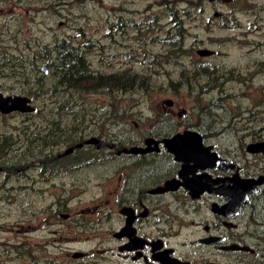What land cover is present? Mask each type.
Here are the masks:
<instances>
[{"label":"flooded vegetation","instance_id":"af4514ba","mask_svg":"<svg viewBox=\"0 0 264 264\" xmlns=\"http://www.w3.org/2000/svg\"><path fill=\"white\" fill-rule=\"evenodd\" d=\"M184 14L185 88L196 90L198 102L209 98L206 105L193 103L190 111L175 114L174 102L169 100L171 104L166 105L162 101L155 114L165 119H155L148 131L133 123L141 130L134 141L124 136V110L102 111L96 119L91 111H41L43 135L56 132L62 144L42 146L40 158L33 156L18 169L13 165V173L43 184L59 182L63 199L78 193L74 183L80 178L91 181L92 176L103 183V202L80 210L73 224L82 233L92 229V237L99 231L106 233V264H264L260 212L264 208V152L245 150L248 144L264 143V136L249 135L248 117L238 121L247 136L224 144L222 136L229 127L216 130L207 123L210 116L217 115L219 102L244 99L254 85L259 87L253 92L261 94L258 101L264 104V0H189ZM229 44L235 48L233 54L226 50ZM230 56L232 62L227 66ZM232 83L241 90L225 92ZM12 114L20 113L0 116ZM182 115L185 120L174 125H179L175 119ZM51 124L57 125L54 131ZM186 131L200 137L205 165L199 160L201 153L193 150L182 155L183 162L175 160L162 142ZM147 139L151 140L148 145ZM131 148L147 151L122 152ZM46 151L51 158H43ZM214 161L224 164L214 165ZM259 178L255 192H247L250 185L243 181ZM62 211L55 209L52 215L70 220V214ZM181 231L189 232L190 238H183ZM85 257L83 253L81 259Z\"/></svg>","mask_w":264,"mask_h":264},{"label":"rangeland","instance_id":"374dc122","mask_svg":"<svg viewBox=\"0 0 264 264\" xmlns=\"http://www.w3.org/2000/svg\"><path fill=\"white\" fill-rule=\"evenodd\" d=\"M20 1L17 3L18 0H0V47L10 50L9 52H12L13 55H26L27 46L30 48L39 42L50 44L55 38L63 39V37L70 36L79 41L78 36L81 35L76 33L75 29L80 28L84 40L87 39L102 46L101 52L95 50L89 56V60L95 66L97 65L100 71L108 74L111 70L115 71L131 66L134 72L147 74L152 70L149 69L152 67L150 63L157 62L152 56L163 51L164 48L159 43L146 41L144 48L147 51L146 62L149 63L137 65L133 59L127 60V56L123 57L128 53L125 51L127 47L142 48L134 41L135 33L127 30L121 37L114 30L113 23L117 18L125 25L126 22L138 23L144 16L155 14L161 17L157 25L159 32L156 34L162 35L172 25L156 4L172 2L180 16L183 26L181 29L184 33L185 16L183 14L185 3L189 0H27L31 2L30 4L26 0ZM45 3L52 7L49 8ZM43 8L46 9L40 11ZM223 10L228 11V8L225 7ZM242 18L247 20L245 15ZM108 25H112L111 41L106 38ZM125 29L126 27L123 30ZM225 34L230 33H223V35ZM24 41H27V46L24 45ZM226 50L233 54L235 48L229 44ZM138 52L140 53V50ZM186 61L182 56L175 62L155 66L153 70L156 72H151L148 80L150 84L144 90L132 92L120 98L119 110H124L127 116L125 137L134 141L141 136V130L135 129L133 123L148 131L150 123L155 119L158 122L164 120L165 117L158 118L155 114L161 109L162 101L171 100L174 102V105L177 106L174 109L175 114L178 110L190 111L193 103L204 106L209 102L210 99L207 97H202L201 103L195 100L196 90L194 89L187 91V88L179 87L176 91L174 90L175 92L167 90V84H174L178 80L179 71L186 70ZM231 62L230 56L225 64L228 66V63ZM6 71L7 69H4L5 73L3 74L8 75L9 73ZM0 82L6 81L0 79ZM11 82H6L5 87L0 89V93L4 96L18 95L16 92L8 90L12 85ZM258 87L254 85L253 88L257 89ZM226 88L225 92L241 90V86L236 83H232ZM253 88L248 89V95L244 99L240 98L238 101L229 99L219 102L220 109L217 111V115L207 119L209 126H216V130L221 127H229L222 136V143L236 142V138L244 134L243 131H240L242 122L251 116L254 120L253 123H248V132H259L261 136H264V104L258 101V96L261 94L254 93ZM189 93H191V97H188ZM45 102L48 103L47 100ZM76 103L80 104L77 110L91 111L96 119L99 113L104 112L103 108L108 101L99 96H90L84 97ZM33 105L35 106V104ZM205 110L214 111L209 108ZM35 113L0 116V141L8 144L6 153L9 152L6 157L0 158V261L4 260V264H32L31 259L27 257V252L30 250L32 256L38 261L37 264H47V262L50 264H89V262L90 264H106L103 260L104 253L108 249L104 242L106 233L99 231L97 236L92 237L95 234L92 229L82 233L81 228L73 224V219L80 210L89 208L95 202H103V183L94 180L91 175V181L86 177L80 178L79 183H74L75 191L78 193L74 192L71 197H69L70 193H67L66 196L70 199H63L59 182L43 184L37 180L29 181L19 178V175L14 173L10 174L9 169L8 171L3 169L2 163L6 158H8L7 162L9 161L13 165L16 157L23 155L20 150H23L22 147L28 144L25 139L32 136L36 130L34 125L40 122L38 118H34ZM255 114L257 115L255 116ZM150 116L154 118H149ZM182 116L181 119H175L179 125L177 123L174 125L180 126L181 121L185 120L184 115ZM260 118L262 120H259ZM221 120L222 124H219ZM236 130L238 132L235 133ZM112 133L116 134V129H113ZM234 144L233 148H235ZM16 145H21V147H16ZM14 155L15 157L12 158ZM62 204H66L67 207L62 208L60 206ZM55 209H58L59 212L63 209L61 213H69L71 219L65 221L59 216L52 217ZM260 212L261 217L264 218V208ZM87 218L88 216L85 219ZM181 235L183 238L184 236L190 238L189 232L181 231ZM13 247H18L19 253H15ZM73 252L85 253L87 257L72 259L70 255ZM99 252H102L101 256L96 254Z\"/></svg>","mask_w":264,"mask_h":264},{"label":"trees","instance_id":"16d2710c","mask_svg":"<svg viewBox=\"0 0 264 264\" xmlns=\"http://www.w3.org/2000/svg\"><path fill=\"white\" fill-rule=\"evenodd\" d=\"M20 2L18 0L17 3ZM27 3L30 4L31 2L27 1ZM156 5L161 8V13L167 17L172 25L162 35L156 34L159 32L157 25L161 17L155 14L144 16L142 21L138 23L126 22L127 24L125 25L124 22H119L118 18L113 23L114 30L121 37L124 36L127 30L135 33L134 41L142 48L127 47L125 51H128V53L123 55V57L127 56V60L133 59L137 65L141 66L149 63L146 62L147 51L144 48L146 41L159 43L164 48L163 51L152 56L154 60H157L155 63H150L152 67L149 69H152V73L156 72L153 70L155 66L175 62L184 56V33L181 29L183 26L178 12L176 10L173 11V8H175L174 3L160 2ZM48 7L51 8L52 6L48 5ZM44 9L46 8L40 9V11ZM183 15L185 16V14ZM125 27L126 29L123 30ZM111 28L112 25L106 27L108 32L106 38L109 40L112 39ZM80 30V28L75 29V32L81 35L78 36L79 41L68 36L63 37V39L55 38L50 44L35 43L30 48L27 46V41H24V45L27 46L26 55H13L12 52H9L10 50L0 47V79H5L6 82L12 81V85L9 86L8 90L31 100V105L34 108V112H36L34 118H38L39 121L41 120L39 112L43 110H77L80 104L76 102L90 96H99L108 101L103 108L104 111H118L121 97L132 92L144 90L150 84L148 80L151 72L138 74L134 72L131 66L125 69L111 70L108 74L100 71L99 67L89 60V56L92 55V51L98 50L101 52L102 46L96 42L84 40L83 33ZM138 50H140V53ZM42 67L45 68L46 73L42 72ZM4 69H7L6 73H9L8 75L3 74L5 73L3 72ZM6 82H0V89L5 87ZM179 87L185 88L184 69L179 71V78L174 84H167V90L173 92ZM45 100L48 101L47 104ZM253 120V116L248 119L249 123L253 122ZM259 120H262V118ZM34 127L36 128L35 132L27 140L25 139L28 144L22 147L23 150H20L23 155L16 157L17 159L15 158L16 160L13 162L14 167L17 169L23 166L25 160L33 156L40 158L42 146L51 145V148H53V145L62 144V141L57 140L56 132L51 134L50 130L47 136H44L40 122L35 124ZM51 128L54 131L57 125L51 124ZM249 135L257 138L256 136H260V133L251 132ZM7 150L8 144L3 143L1 140L0 158L8 155L9 152L6 153ZM14 157L15 155L12 158ZM43 158H51L49 151L43 154ZM7 159L2 163L3 169L7 171L9 169V173L13 174V165L9 161L7 162ZM55 216V214L52 215V217ZM13 248L15 253H19L18 247ZM3 254L5 255V253ZM27 257L31 259L32 264L38 263L30 253V250L27 252ZM0 264H4V260L0 261ZM47 264L50 263L47 262Z\"/></svg>","mask_w":264,"mask_h":264},{"label":"water","instance_id":"95a60500","mask_svg":"<svg viewBox=\"0 0 264 264\" xmlns=\"http://www.w3.org/2000/svg\"><path fill=\"white\" fill-rule=\"evenodd\" d=\"M199 55H205L203 52H198ZM42 72L46 73L45 68H41ZM164 104L166 105H170L171 102L165 101ZM34 111L33 106L31 105V100L27 97L24 96H20V95H13V96H3L2 94H0V114L1 115H8L10 113L13 112H17L20 114H30ZM162 142L165 144V147H167L166 149L169 152H172L175 160L177 161H184V157L182 155H184L187 152H191L190 150L193 151H198L201 154L199 160L202 161V163H206V159L207 157L205 156V150L203 148L200 147V137L193 133V132H183L181 134H176L173 137H171L170 139H165L162 140ZM90 143V141L87 142V144ZM151 143V140L147 139L145 140V144H149ZM155 143V142H153ZM246 152L250 153V154H257V153H263L264 152V143H252V144H248L246 146ZM147 150H140L138 148H131L129 149V151L127 152L126 150H122V152L124 153H132V154H136V153H144ZM218 164H224V162L222 161H214V165H218ZM210 167V166H209ZM205 168V166H204ZM246 182L247 184L250 185V187L252 186V189L247 190V192H255L254 186L260 185L261 182V178L257 179L256 181L253 180H249V181H243ZM246 192V193H247ZM246 197L245 193L243 198ZM244 201V200H243ZM241 202L242 204L244 202ZM122 213V212H121ZM119 235H122V233H120ZM231 249V248H229ZM83 256V253L81 252H74L71 255L72 259H80Z\"/></svg>","mask_w":264,"mask_h":264}]
</instances>
